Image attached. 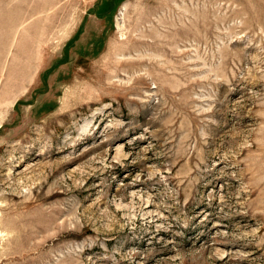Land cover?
<instances>
[{"label": "rangeland", "instance_id": "374dc122", "mask_svg": "<svg viewBox=\"0 0 264 264\" xmlns=\"http://www.w3.org/2000/svg\"><path fill=\"white\" fill-rule=\"evenodd\" d=\"M0 264H264V0H0Z\"/></svg>", "mask_w": 264, "mask_h": 264}, {"label": "bare ground", "instance_id": "6f19581e", "mask_svg": "<svg viewBox=\"0 0 264 264\" xmlns=\"http://www.w3.org/2000/svg\"><path fill=\"white\" fill-rule=\"evenodd\" d=\"M119 24V23H118ZM120 25H121V23H120ZM120 25H119V27H120ZM128 49V48H127ZM129 51V50H128ZM127 60V59H126Z\"/></svg>", "mask_w": 264, "mask_h": 264}]
</instances>
